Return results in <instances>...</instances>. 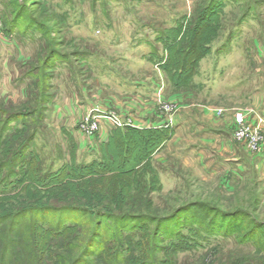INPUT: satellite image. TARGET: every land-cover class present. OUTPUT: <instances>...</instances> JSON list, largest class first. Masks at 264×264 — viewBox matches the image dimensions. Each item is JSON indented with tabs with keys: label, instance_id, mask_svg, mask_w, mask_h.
Wrapping results in <instances>:
<instances>
[{
	"label": "rangeland",
	"instance_id": "rangeland-1",
	"mask_svg": "<svg viewBox=\"0 0 264 264\" xmlns=\"http://www.w3.org/2000/svg\"><path fill=\"white\" fill-rule=\"evenodd\" d=\"M212 1L0 0V127L8 114L26 105L40 110V119L35 116L36 123L20 135L25 139L38 132L31 157L38 158L40 175L55 174L74 161L91 164L114 130H150L174 121L168 127L171 139L151 157L139 137L130 144L126 161L122 147L103 146V153L115 158L103 178L78 180L71 191L42 193L29 174L18 192L7 193L14 197L2 198L0 192V258L5 264H29L34 253L42 258L38 264H108L112 255L106 253L113 254L117 245L114 230L105 225L108 215L102 218L108 211L124 224L139 218L158 221L170 239L178 221L187 217L206 227L213 222L214 234L202 231L190 249L173 248L170 239L160 238L158 264H264L262 171L255 166L245 173L228 170L224 162L216 167L213 152L220 142L201 141L218 131L224 134L221 141L231 138L243 149L239 157L255 159L264 150L256 106L264 76V0H222L219 17L206 9ZM16 20L22 30L38 23L44 37L34 31L9 36L6 31ZM180 22L183 29L171 33L174 47L166 49L158 35ZM54 54L68 61L50 70ZM162 57L168 58L169 68L160 67ZM180 69L178 79L173 71ZM94 109L135 121V127L106 122L87 140L79 124ZM238 114L245 125L236 123ZM102 132L108 135L103 142ZM242 133L251 135L250 148L237 141ZM12 138L1 140L0 162L11 161L3 152L8 147L18 149L20 143ZM204 150L205 168L199 161ZM222 152L223 157L233 155ZM9 171L0 170V177ZM38 221L57 230L64 223L76 228L53 239L39 230ZM152 230L136 238L149 243L141 246L144 264L154 262L149 258ZM91 244L93 251L86 248ZM137 247L132 249L136 257Z\"/></svg>",
	"mask_w": 264,
	"mask_h": 264
},
{
	"label": "trees",
	"instance_id": "trees-1",
	"mask_svg": "<svg viewBox=\"0 0 264 264\" xmlns=\"http://www.w3.org/2000/svg\"><path fill=\"white\" fill-rule=\"evenodd\" d=\"M223 2L222 0H214L208 4L206 7L207 10H211V13L215 16H220V11L222 9ZM66 14L62 15L64 18ZM205 14H203L202 17H204ZM206 17H209V15ZM183 24L184 22L178 23L174 28H171L166 34H159L157 37L158 41H163V44H165L166 49L171 50L174 40L172 39L171 33H176L180 32L183 29ZM25 30L21 29L20 23L16 21H11L10 26L8 27V30L6 31L9 36H11L15 31H20L23 33H30L34 31L35 33H39L44 37L45 30L40 28V25L38 23H29ZM183 45V43H182ZM172 46V47H171ZM182 47V46H181ZM181 49V48H180ZM206 49V48H205ZM182 50V49H181ZM179 50V52H181ZM190 53V51L186 52V56ZM156 56V53H152V56H150V59H154ZM79 57L83 58L85 55H79ZM163 60L161 61L160 59L155 62L157 65L160 62V65L162 62H165L162 64L160 67L167 69L168 67V58L162 57ZM167 59V60H166ZM65 62L68 61L67 58L65 57H60L58 55H53L52 58H50V67L48 69L53 70L54 68L56 69L57 65L59 62ZM189 65V64H187ZM170 67V66H169ZM168 67V68H169ZM193 68V67H192ZM186 70H188L186 68ZM175 72L174 74L175 77L178 79L182 76L183 74V69H180L178 72ZM30 76H33L31 74ZM48 80V79H47ZM174 85L178 88L180 86L178 83H174ZM44 88V87H43ZM46 88V87H45ZM44 88V89H45ZM40 102V100H38ZM38 106V105H37ZM19 112V113H18ZM38 115V120L42 116L40 113L39 109H33V106H24L18 111L15 110V112L8 114V116L5 118L3 121V126L0 127V142L4 138V135H12V140L15 141L16 145H19L18 149L13 151L11 148L8 147V151H3L5 155L10 156L11 155V161L9 162H0V170L3 169H8L11 170L9 171V175L5 178L2 179L0 177V188L3 190L0 191L1 194L4 196L2 198H12L13 196H7V193H12L17 191L23 185L24 180H26L27 176L29 178V174L31 176H34L35 180L33 179L32 182L36 183V189L42 193H51L53 191H56V189H65V191H71L72 187H76L78 185V180L79 182L84 180V179H92L95 176H99V178H103L106 174L111 172V166L112 164H115V158L112 157V155L108 156L105 153H103V146H110L112 144H117L120 148H123V158L124 161L128 160V154L130 151L131 143L136 142L137 137L141 139V142L144 143L146 148L148 149L147 151V157H151L154 155L156 152H159L163 145L171 139V134L170 131L171 129H150V130H136V129H117L112 131L109 134L108 141L102 145V152L100 149V152L98 153V159L94 160L91 164H84V165H78L75 161L71 165H66L65 167H62L59 172L55 174H48L47 176H42L40 173L37 172L38 169V158H34L33 156L31 157V154H33L32 146L37 138L38 132L33 133L31 136L28 138H21L20 135L24 134L25 131L30 130L31 123H36L34 117ZM18 122H20V127H16L15 125H18ZM31 124V125H30ZM13 132V134H12ZM14 144V145H15ZM6 145V143H5ZM134 153V151H133ZM7 156V157H8ZM37 164V166H36ZM18 168L21 169L23 172H15L14 170ZM71 170V171H69ZM51 180H50V178ZM92 177V178H90ZM30 180V179H29ZM32 180V179H31ZM49 181V183H47ZM129 182V181H128ZM126 181V186L125 188H128L129 191L131 190L130 185ZM40 184V185H39ZM8 186V189L6 188ZM51 187V188H49ZM27 189L29 188L26 187ZM52 189V190H51ZM78 189V188H76ZM16 195V194H15ZM103 200V199H102ZM99 201H101V198H99ZM90 205H93L90 203ZM94 207V206H92ZM112 207V206H111ZM111 212L113 209L110 207L108 208ZM95 213L98 214V211H95ZM113 213V212H112ZM96 214V215H97ZM106 215H108V221H106V228L109 230H114L116 234V238H114V241L117 243V245L114 248V253L110 254L109 250L108 253H106L107 257H109L108 264H144L142 263L145 260V255L141 253V246L144 247L145 244L147 243V240H143L141 242V239L136 240L139 236L141 238L144 237L145 234H148L149 229L152 230V237L150 239V243L152 244V252L149 254L150 259L154 260L152 264H158V253L159 251L156 249L158 245H160L163 241H166L170 236L169 233L164 232L160 228V222L155 221H147L139 218V220H132V221H127L126 224H124L123 221L118 220V218L114 217V214L111 215V213L108 211L106 214L102 216V218H105ZM187 219V220H186ZM212 221H210L211 223ZM44 222H37V227L39 230H42L44 233H51V237L53 239H57L60 237H63L66 235L68 232L74 231L76 228V225L73 223L70 224H63L62 226L57 229H53V227L48 226L46 227V224H43ZM98 224V223H96ZM205 222H196L194 217L193 218H185L183 223L180 224L178 221L177 224V230L175 231L176 235L175 237L171 238L169 243L173 248L179 249V248H186L190 249L194 246L193 242L191 240H196V238L201 234L202 231H205L207 234H214L211 230L212 226L211 224H207V227L205 226ZM185 230H189V233L191 232V236L185 235ZM171 237V236H170ZM160 238L162 240H160ZM52 240V239H51ZM131 242V243H130ZM135 242V243H134ZM140 245L139 247V255L133 256V248H136ZM149 244V243H147ZM91 247V248H90ZM86 248H88L89 251H93L92 244L88 245ZM109 246H106L104 249H108ZM138 248V247H137ZM88 253V251H87ZM90 256V255H89ZM42 262V258L39 259L37 256L32 255V259L29 261V264H38ZM0 264H5V258H0ZM15 264H20L15 263ZM57 264V263H55Z\"/></svg>",
	"mask_w": 264,
	"mask_h": 264
},
{
	"label": "crops",
	"instance_id": "crops-1",
	"mask_svg": "<svg viewBox=\"0 0 264 264\" xmlns=\"http://www.w3.org/2000/svg\"><path fill=\"white\" fill-rule=\"evenodd\" d=\"M263 76V75H262ZM259 92V99L260 101L257 103V111L259 112V123L262 126V128L264 129V76H263V86L262 88H260ZM259 125V126H260ZM104 132V131H103ZM102 132V133H103ZM224 134H222L221 132L218 131H214V135L208 136V137H203V139H201V141H203L205 144H210L214 141L215 143H219L220 142V148L216 151L213 152L214 154H216L215 157H217L214 160V165H217L216 167H223L222 165H218V162H224L226 163L227 166H229L228 170H239L243 173H245V170H250V168H252L253 166H255L256 168H258V170L262 171V174L264 176V150L257 155V157L255 159H251L249 160V158L244 157L243 155H241L240 157L238 156V154H240V149H242L238 144H236L235 142H233V140L230 138L229 140H225V141H221V136H223ZM101 136L103 137L102 141H105V138H108V135L103 133L101 134ZM86 142H83L82 146L84 145L86 147ZM81 146V147H82ZM83 146V147H84ZM230 150L231 154H233L232 156H226L223 157L224 153L222 151H228ZM243 151V149H242ZM205 153V154H204ZM204 154V156H203ZM200 158V164L201 166H203L205 168V165L207 167L206 160H205V155L206 152L204 151H200L199 153ZM204 160H203V159ZM202 161H201V160ZM210 161V158H209ZM228 163V164H227ZM226 170V169H225Z\"/></svg>",
	"mask_w": 264,
	"mask_h": 264
},
{
	"label": "built area",
	"instance_id": "built-area-1",
	"mask_svg": "<svg viewBox=\"0 0 264 264\" xmlns=\"http://www.w3.org/2000/svg\"><path fill=\"white\" fill-rule=\"evenodd\" d=\"M109 123L111 126L116 128H125V127H135L134 122L129 120L121 119L118 115L112 112H105L102 109H94L90 112L89 116L85 120H81L79 124V132L83 137L87 140H91L98 134L104 127V123ZM174 121L170 118L168 120H164L163 124L160 126H152L154 129H158L157 127L163 128H170L173 126ZM236 123L238 125H245V118L242 114H238L236 117ZM248 130H251V127H248ZM252 137L249 133L245 134H238L237 141L243 144L246 148L251 147ZM255 142H258L254 140ZM257 151H260L259 149Z\"/></svg>",
	"mask_w": 264,
	"mask_h": 264
}]
</instances>
